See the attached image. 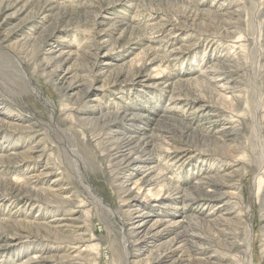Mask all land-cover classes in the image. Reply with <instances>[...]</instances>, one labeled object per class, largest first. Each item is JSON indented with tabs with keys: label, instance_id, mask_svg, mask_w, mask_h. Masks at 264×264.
<instances>
[{
	"label": "rangeland",
	"instance_id": "374dc122",
	"mask_svg": "<svg viewBox=\"0 0 264 264\" xmlns=\"http://www.w3.org/2000/svg\"><path fill=\"white\" fill-rule=\"evenodd\" d=\"M0 9V32L18 45H0V264H264V0ZM48 61L73 83L67 93ZM114 136L134 139L151 163L122 170ZM126 175L141 181L151 232L139 253L122 206ZM79 234L92 237L89 251L72 245Z\"/></svg>",
	"mask_w": 264,
	"mask_h": 264
},
{
	"label": "bare ground",
	"instance_id": "6f19581e",
	"mask_svg": "<svg viewBox=\"0 0 264 264\" xmlns=\"http://www.w3.org/2000/svg\"><path fill=\"white\" fill-rule=\"evenodd\" d=\"M3 6V5H2ZM4 7V6H3ZM2 9V8H1ZM0 9V12L2 11ZM2 13V12H1ZM14 33V32H13ZM13 33H8V34H2V32H0V45L3 47V46H7L9 47V50L12 49L13 51L10 50V53H13L15 54V51L17 50V46L16 44L14 45H10V42L14 39L15 37V34ZM28 40L27 42L24 44H28ZM4 48V47H3ZM5 49H8V48H5ZM21 51V50H20ZM38 52V51H37ZM5 54V53H4ZM7 55V54H6ZM2 57V56H1ZM7 57V56H6ZM5 58V57H4ZM8 58V57H7ZM10 58V57H9ZM8 58V59H9ZM2 59V58H1ZM55 59L52 58L51 60ZM4 60V59H3ZM2 60V61H3ZM12 60V59H11ZM50 60V61H51ZM57 61H59L58 59H56ZM7 61V60H6ZM45 62L46 64H44V69L46 71H49L50 73V77H51V80L54 82V85L56 87H58L57 89L59 90H63L64 92H68L69 90H71L73 87H72V84L66 86V75L67 73H63V72H59V70L54 66V65H57L56 62ZM5 62V60H4ZM9 62V61H8ZM13 62V61H12ZM3 69V68H2ZM12 71V70H11ZM42 71V70H41ZM29 74V73H28ZM9 76V75H8ZM222 76V75H221ZM6 77V76H5ZM7 78V77H6ZM28 79L29 81L31 80L32 82V79L30 77V75H28ZM223 82H221L222 84ZM228 83V82H227ZM227 83H223L222 86H220V90L227 92V90L229 89L227 87ZM33 82H32V86L33 87ZM34 86H36L34 84ZM35 91H37V88L34 89ZM218 93V92H217ZM221 94H223V92H220ZM87 94V93H86ZM220 95V94H219ZM225 96V94H223ZM223 95H220L223 96ZM218 96V95H217ZM233 99V98H232ZM239 102V100H237ZM235 101V102H237ZM5 104V106L7 107V103H2L1 105ZM45 105L49 108H52L51 105L49 104V102L45 101ZM2 107V106H0ZM217 107V106H216ZM9 109V107L7 108ZM225 110V109H224ZM222 110V111H224ZM78 111V110H77ZM79 118H82V117H79ZM118 118L121 120L124 118V116L122 115H118V117H116L115 119L113 120H107L104 121V126H103V129H107L105 131L104 134H107V132H110L111 133V129L114 128L112 127V125H114L115 123H117L118 121ZM3 122L0 121V124H2ZM12 126V125H11ZM36 126V125H35ZM34 127V126H33ZM32 129V128H31ZM30 129V130H31ZM35 130V129H34ZM31 132V131H30ZM33 132V131H32ZM120 136V135H119ZM116 137V136H114ZM106 138V137H105ZM110 142V141H109ZM115 144L116 146V149H115V153L112 155L114 157V159L117 161V165L121 166L122 167V170H126V172H131L133 168H135L136 170H141L142 168H144L146 165L150 164L152 159L150 158V155H148V153L144 152L143 150L140 149V147H137V144L135 143V140L132 139L131 137H116L113 145ZM150 152V151H149ZM112 154V153H110ZM111 157V156H110ZM113 159V158H112ZM119 160V161H118ZM55 163V162H54ZM56 164V163H55ZM264 164V161L262 162V165ZM57 165V164H56ZM261 165V166H262ZM56 167V166H55ZM117 167V166H116ZM118 169V168H117ZM51 170V169H50ZM120 170V169H119ZM49 173V172H48ZM119 173V172H118ZM122 173V172H120ZM35 175V174H34ZM45 175H47V173L45 174V172L41 173L37 178L36 180H40L41 177H44ZM64 176V175H63ZM132 175H126L122 179L119 178V182H120V186L122 187V199H123V203H122V206H124V208L127 207V209L124 211L125 214H127L129 217H131V222L129 224V237L131 238H135L136 239V245L138 246L137 248V251L138 253L141 252L143 249H142V246L140 245H143V244H140L142 241H145L147 239H149V236H151V232H148L146 231L145 233L143 232L144 230V226H145V221H144V217L145 215H147V213L139 210V208L143 207L142 204L143 202H141L139 199L141 197V193H138L136 192V189H138V185L141 183V181L139 180H134V178L131 177ZM61 178V177H60ZM118 179V178H117ZM141 179V178H140ZM149 179V178H148ZM116 180V179H115ZM32 181V180H30ZM29 181V182H30ZM56 181H60V179H57ZM149 181V180H148ZM17 182V181H15ZM26 182V181H25ZM145 182V181H144ZM142 183V193L145 192L143 195H145L144 197L147 199L148 197V194L151 192V188L148 187L146 185L147 182L145 183ZM117 183V182H116ZM145 184V186H144ZM151 184V182H150ZM34 185V184H33ZM21 186V185H20ZM146 186L148 187L149 190L146 189ZM151 186V185H150ZM10 187V186H9ZM15 187V186H14ZM141 186H139L140 188ZM144 187V188H143ZM89 189V188H88ZM90 190V189H89ZM147 190V191H146ZM154 190V188H153ZM212 190V189H211ZM22 191V190H21ZM63 192V190H61ZM11 193V192H10ZM13 193V191H12ZM20 194V193H19ZM93 195V197L97 198V200H101L102 199H98L99 197L95 196L93 193H91ZM163 194V193H162ZM216 194V193H215ZM16 195V194H14ZM152 195V194H151ZM149 195V196H151ZM159 195V194H158ZM161 196V195H160ZM205 196H208V195H205ZM213 196V195H212ZM207 198V197H206ZM219 198V197H218ZM20 199V198H19ZM161 198H158L157 196V201H159ZM16 200V199H15ZM29 201V200H28ZM64 203H67V204H70L71 206L76 203V201L70 199V198H64L62 200ZM139 201V202H138ZM79 202V201H78ZM99 202V201H98ZM184 202V201H183ZM27 203V202H26ZM130 203H134L133 206H138V208H133L132 206H129ZM139 203V204H138ZM88 204V203H87ZM144 205V204H143ZM36 206V204H35ZM82 206V205H81ZM76 208V207H75ZM67 209V208H66ZM90 210V209H89ZM133 211H136L134 214H133ZM70 213V212H69ZM89 214H90V211H89ZM84 215V214H83ZM86 215V213H85ZM88 215V214H87ZM89 216V215H88ZM86 217V216H85ZM89 217H92V216H89ZM129 219V218H128ZM129 223V222H128ZM154 225V224H153ZM86 226V225H85ZM51 230V229H49ZM52 231V230H51ZM144 233V234H143ZM194 233V232H193ZM250 233H251V230H250ZM41 234V233H40ZM252 234V233H251ZM80 235V234H79ZM57 236V235H56ZM90 237V236H89ZM198 236H195V235H192L191 238L192 240L194 238H196ZM51 240V239H49ZM72 241V245H75V249H77L78 247H85V245L89 242L92 241V237L91 238H88L85 234H82L80 235L79 237H76V236H73V238L71 239ZM48 243V242H47ZM92 244V243H91ZM128 244V242H127ZM88 245V244H87ZM91 246V245H90ZM90 246H86L84 251H89L90 250ZM93 246V245H92ZM68 249V248H67ZM93 249V248H92ZM70 250V249H69ZM74 250V249H72ZM94 250V249H93ZM84 251H81L79 252V254L75 257L74 255H72V253H69L68 257L66 258V260H75V258H78L79 255H81ZM250 252V245L248 247L247 245V254ZM88 253V252H87ZM168 253H163L161 255H159L157 258H156V261H159V259L163 258V260H165L167 257H168ZM49 258V257H48ZM47 259V258H46ZM76 261V260H75ZM70 262V261H68ZM148 262V261H147ZM74 263V262H73ZM192 264H202V259H195L193 260Z\"/></svg>",
	"mask_w": 264,
	"mask_h": 264
},
{
	"label": "water",
	"instance_id": "95a60500",
	"mask_svg": "<svg viewBox=\"0 0 264 264\" xmlns=\"http://www.w3.org/2000/svg\"><path fill=\"white\" fill-rule=\"evenodd\" d=\"M40 99V98H39ZM44 100V99H43Z\"/></svg>",
	"mask_w": 264,
	"mask_h": 264
}]
</instances>
